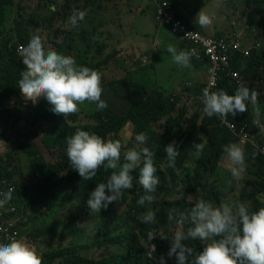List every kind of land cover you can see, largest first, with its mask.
<instances>
[{
	"label": "trees",
	"instance_id": "obj_1",
	"mask_svg": "<svg viewBox=\"0 0 264 264\" xmlns=\"http://www.w3.org/2000/svg\"><path fill=\"white\" fill-rule=\"evenodd\" d=\"M108 1L111 0H35L30 4H23L21 0H0V123H19L17 127H21L20 122H23L28 127V130H13L19 141L12 150L0 157V177L12 180L15 186L11 200L21 215L16 224L21 232L20 239L29 244L28 237L35 241L51 234L60 220L57 217H61L63 211L72 206L75 209L80 208V211L69 212L62 230L64 234L81 231L76 225L78 220L81 216L91 217L92 227L95 233L97 231L96 237H99L91 240L95 242L94 245L97 248L119 249L116 255L106 256V259L101 260L77 254L78 248L59 249L44 254L43 264H56L58 259H61L59 264H159L161 256L165 258L166 264L175 263V257L169 258L167 254L176 224H169L167 216L172 208L184 212L188 209L185 197L170 200L178 192V175L186 174L189 179V192L202 191L206 196L205 200L216 206L225 203L223 200L228 199L229 193H234L235 189L238 195L236 202L247 205L249 211H258L263 206L260 198L264 196V154L261 152L253 157L252 153L257 150L255 146L260 149L264 147V86L253 85L256 88L250 89H255L259 96L256 102H246V112L238 113L234 117L228 116L231 122L237 126L247 125L252 134L256 135L254 142H242L220 125V117H208L203 111V103L196 98L194 108L189 112V104L182 105L177 94L159 88L147 90L131 74L122 79L105 80L103 68L111 62L117 50L114 49L110 54L103 55L102 59L96 60L90 52L95 49L100 55L109 45L103 42L95 47L91 40L95 28L84 29L83 24L90 15L106 7L105 3ZM245 2L248 8L258 9V14L264 16V0ZM43 7L48 8L51 15L48 26L38 32L33 21L36 10ZM7 8H12L14 12L9 30L6 29ZM74 11L86 13L78 26L69 22ZM173 15L187 28H193L187 18L176 12ZM52 26L55 27L50 31L51 35L45 37L44 31L48 32ZM33 35L42 38L46 49L51 48L61 55L74 57L79 66L98 70L102 74L101 99L106 101L108 107L99 110L96 103H92L94 109L89 113L78 112L64 117L55 114L52 105L41 98L35 104L29 100L23 105L24 101H19L13 107L6 108L8 100L22 96L18 81L25 66L18 48L26 46ZM84 35H88L85 41ZM74 37L79 38V43ZM180 43L181 47H185L184 41ZM191 61L196 65L207 64L193 58ZM232 66L245 78L261 76L264 79V53L256 49H251L248 57L240 53L234 54ZM238 87L226 77L219 81L213 91L223 89L232 95ZM194 91L197 95L201 88ZM79 115H84L91 123L78 125ZM41 125L42 128L37 132ZM77 130L97 134L105 140H120L122 162L123 153L130 148L139 150L148 147L152 150L155 153L156 175L160 180L153 194V202H146L143 206L138 204L144 191L141 185L136 184L131 195L128 194V189L124 190L121 199L109 204L106 209L102 208L100 212L93 213L87 204L90 193L96 184L106 182L113 170L106 171L101 167L92 180L81 179L66 155V140ZM141 132L146 135L143 145L135 140V136ZM198 133L206 135L205 147L199 157L195 155L192 147ZM124 137H128L127 142ZM173 141L179 151L174 168L168 166L164 151ZM229 143L238 144L245 152L247 167L239 180L232 177L231 166L227 168L228 172L224 170L226 167L221 168L222 158L227 154L223 147ZM16 157L23 158L24 169L12 162ZM227 162L230 163L229 158ZM189 163H192L190 169L187 166ZM132 174L138 177L139 169ZM164 179L168 184H165ZM211 181L215 183L212 186ZM76 203L81 206H74ZM149 210L156 214V223L150 225L141 222V217ZM41 213L42 217L39 219ZM75 225L76 228L73 229ZM148 231L157 235L153 241L148 240ZM159 236H166L168 239H161ZM142 243L148 245V248ZM184 243L192 248L193 255L197 254L191 239ZM152 244H155V250L152 249Z\"/></svg>",
	"mask_w": 264,
	"mask_h": 264
},
{
	"label": "clouds",
	"instance_id": "obj_2",
	"mask_svg": "<svg viewBox=\"0 0 264 264\" xmlns=\"http://www.w3.org/2000/svg\"><path fill=\"white\" fill-rule=\"evenodd\" d=\"M84 11H74L69 22L78 26L84 20ZM202 28L213 23V18L206 12L199 11L195 18ZM173 62L180 68H190L192 57H197L195 49L178 50L169 44L167 48ZM20 55L25 66L18 81V89L27 99L37 103L44 98L52 105L55 114L69 116L80 111L79 105L96 103L97 109L108 107L102 100L103 86L102 74L87 66L77 65L75 58L46 49L42 38L33 35L26 46H21ZM259 93L244 83L240 84L235 93L230 95L223 89L211 91L203 89V111L208 117L218 116L227 121L229 115L247 111V101L256 102ZM138 144H145L146 135L141 132L135 136ZM66 155L68 160L83 180H92L103 167L106 171L111 169V175L106 182L96 184L87 201L91 211L100 212L109 204L121 199L124 190L133 187V172L139 169L138 181L142 186L144 195L138 199L143 206L146 202L152 203L154 193L160 184L156 175L154 164L155 153L148 147L139 150L130 148L123 153L120 140H105L101 136L84 130H77L66 140ZM195 155L203 152L204 143L193 142ZM253 157L264 152L259 146ZM164 151L167 154L168 166L174 168L176 158L179 156L178 146L173 141ZM230 161V171L234 179L239 180L246 171L244 149L236 143H229L223 147ZM14 189L9 188L6 193H0V208L11 199ZM169 224L175 222L178 226L174 231L168 257H175L176 264H264V207L258 211H249L244 203L230 206L221 203L214 206L212 203L198 199L195 206L188 212L172 208L167 216ZM144 224L156 223L154 211H147L142 217ZM190 224L185 232L183 225ZM157 235L148 231L147 238L153 241ZM168 239L166 236H159ZM199 239L204 243L203 251L193 255L191 247L186 240ZM155 244L152 249L155 250ZM0 264H43L42 256L34 246L22 239L9 238L7 242H0ZM159 264H166L163 256Z\"/></svg>",
	"mask_w": 264,
	"mask_h": 264
},
{
	"label": "rangeland",
	"instance_id": "obj_3",
	"mask_svg": "<svg viewBox=\"0 0 264 264\" xmlns=\"http://www.w3.org/2000/svg\"><path fill=\"white\" fill-rule=\"evenodd\" d=\"M21 1L23 2V4L26 2L30 4L32 1L35 0H21ZM129 1L134 6L137 5L138 2H140V0H129ZM158 1L160 3L163 0H158ZM167 1L170 6V9L167 12L171 14H175V12L179 14L177 12V9H179L180 13L182 14L187 4V0H167ZM189 2H190L189 7L192 10H194L196 14H198L199 11H203L209 14L213 18V23L208 27L204 28V32L207 35L210 36L215 35L212 34V32L211 33L208 32L206 30L207 28L211 29L213 32L220 33L221 35H223V37H232L235 34V32H237L244 36V41L246 43L249 42L250 46L255 42H259L261 40L263 46V48H261V51L264 52V16L258 14L259 13L258 9L248 8L245 0H189ZM124 9L125 8H123L122 6L121 13L119 16L120 22H117L118 19L115 14L113 15L108 14V16L104 14H96L94 16L93 14L90 15V17L86 19L83 24L84 29L91 27L93 29L95 28L91 37L92 44L95 47L103 42L109 45V48L100 55L95 52V49H93L90 52L91 55L94 54L96 60L102 59L103 55L110 54L114 49L117 50V53L116 55L113 56L111 62L106 67L103 68L104 79L107 81H112L115 79H122L123 77L131 74V76L135 78L138 83L142 84L143 87H146L147 90H150L151 88L156 87L159 84H163L165 87H170L171 85H173L174 82L185 83L188 79H190V73L188 72H184V71L178 73L170 72L169 68L171 67V61L168 57V54L170 56L171 54L168 53L167 48L158 46L157 50L155 51H160L161 55L149 56V60L145 56L147 60L143 59L144 56L142 52L139 49L134 48L130 43L136 42L135 41L136 33L142 34L140 37H143V34H146L148 35L149 39H152L153 37L157 38V36H155L154 30L151 29L153 26H146V29H143L142 28L143 24H140L138 22V19L143 20V18H145L147 22H150L151 18L145 15L143 11L141 12L138 11V5L129 11H125ZM138 12H139V17L138 18L134 17L133 14ZM50 15L51 12L48 8L43 7L36 10V15L34 16L35 19L33 21V24L38 32H42L43 29L46 28V26H48ZM13 17H14V12L12 11V8H7L6 9L7 30H9L12 27L9 26V24L11 23ZM111 17L113 20L110 21V23H105V19L109 20ZM155 22L157 25H159L162 28L160 30L161 34L164 33L163 28H165L168 31V27L163 26L161 21H155ZM54 27L55 26L50 27V30L48 32L44 31L43 34L45 35V37H47L48 34L51 35L50 31ZM87 36L88 35L83 36L84 41ZM74 38L75 41L79 43V38L78 37H74ZM182 48L184 49V47ZM18 52L20 53V50H18ZM156 55H158V52L156 53ZM142 62H145L142 66V69H138V66L141 65ZM152 62H154V66L152 65ZM150 63L151 66L149 65ZM146 72L149 73V76L145 75ZM183 92L185 93V91ZM188 93H190V91H188ZM182 98L184 102L185 96L183 95ZM19 101H24L23 105H26V103L29 100H27L22 95L19 99L8 100L5 106L6 108L13 107L14 104ZM191 101L193 100L191 99ZM180 103L182 102L180 101ZM190 103L187 106V108L189 112H192L194 108V104H190ZM79 108H80L79 113L81 114H87L94 109L92 103H88V102L79 105ZM77 120H79L77 122L78 125L91 123L90 119L85 118L84 115H79ZM20 124H22L21 127H17L19 123L18 125H14L10 123L6 125L4 123H0V157H3L10 150H12V148H14L15 146V143L19 141L17 136L13 134L14 129L28 130L26 124H24L23 122H20ZM41 128L42 125L37 129V132L40 131ZM156 128H158V126H156ZM254 137H256V135ZM124 138L126 140L125 142H127L128 137H124ZM195 142L196 143L202 142L205 145L206 135L203 133H198L195 137ZM18 158L17 157L14 158L12 162H16L22 169H24L23 158L21 157ZM227 161H228V155L226 154L222 158V162H221L222 165L221 168L226 167L225 169L223 168L226 172H228L227 168L231 166L230 163H228ZM187 166H189L188 169L192 168V163L187 164ZM164 182L165 184H168L166 179H164ZM136 184L140 186L138 177L135 176L133 180V187L131 189H128L129 195H131V191L134 188H136L137 186ZM213 184H215L214 181H211L210 185L212 186ZM177 186H178L177 187L178 192L170 200H178L185 197L187 200V207H188V209H186V212L190 211V209L195 206L196 200L198 199L205 200L206 198L205 194L200 190H198L195 193L188 191L189 179L186 177V174L178 175ZM237 198H238L237 189H235V192L229 193L228 199L223 201L235 208V206L239 204L236 202ZM260 200L263 203L262 207H264V196H261ZM213 205L216 206V204ZM74 206H81V204L76 203ZM75 210L80 211V208L75 209L72 206H70L66 210H64L61 217H57V220L58 218H60V220H58L51 234L41 239H37L33 242L32 246L36 248L37 252L41 256H43L44 254H47L48 252L51 251L74 247L79 249V252H77V254L95 260L106 259V256L116 255L119 250L118 248L116 247L97 248L94 245L95 242L91 241V240L94 241L95 239H99V237H96L98 236L97 231L95 233L94 232L95 229L92 227L93 218L91 217L81 216V218L78 220V223L76 225L80 228L81 231H77L72 234L70 233L64 234L62 232L64 223L67 221V216H69V212H74ZM42 213L39 219H41ZM76 225L73 226V229L76 228ZM190 226L191 225L187 223L183 225L184 231L186 232L187 228ZM177 227L178 226L176 225L175 230ZM142 244L146 248H148V245H146L145 243ZM192 246L193 248L196 249V253L198 254L199 252L203 251L204 243L199 239H196V240H192ZM60 261L61 259H58L56 261V264H59ZM171 264H176V262Z\"/></svg>",
	"mask_w": 264,
	"mask_h": 264
},
{
	"label": "built area",
	"instance_id": "obj_4",
	"mask_svg": "<svg viewBox=\"0 0 264 264\" xmlns=\"http://www.w3.org/2000/svg\"><path fill=\"white\" fill-rule=\"evenodd\" d=\"M156 12L154 15L155 21H161L163 26L168 27L169 31L174 37L186 43V50L195 49L198 54L197 57H192L198 62H207L211 65V75L208 82L201 88V92L197 94L196 99L202 102L203 89L209 88L213 91L221 79L229 78L236 85L244 83L246 86L256 88L254 86H264V79L261 76L254 78H245L240 72L234 70L232 66V56L236 53L242 54L244 57L250 55L251 49L261 51L262 42H255L250 46L249 42L244 41V36L235 32L232 37H211L193 28H187L186 25L180 20L176 19L173 14L168 13L169 10L167 1H155ZM21 50V47L18 48ZM264 53V52H263ZM191 84H187L190 87ZM220 125L229 130L233 136L238 137L242 142H254L255 137L247 125L237 126L228 118L227 121H222ZM261 149H264L261 148ZM264 154V152H262ZM9 188L14 189V182L8 178L0 177V193H6ZM12 193V194H13ZM2 198V197H0ZM20 214L16 208V204L10 200L4 207L0 208V242H7L9 238L15 237L20 239L19 229L16 224L20 221ZM29 244L32 246L34 240L28 237Z\"/></svg>",
	"mask_w": 264,
	"mask_h": 264
},
{
	"label": "crops",
	"instance_id": "obj_5",
	"mask_svg": "<svg viewBox=\"0 0 264 264\" xmlns=\"http://www.w3.org/2000/svg\"><path fill=\"white\" fill-rule=\"evenodd\" d=\"M145 1V2H144ZM155 1H158V0H143L140 2H138V11H143L145 15L149 16L151 19H150V22H147L145 20V18H143V20H139L138 19V22L140 24H143V29H146V26H153L151 29L154 30L155 32V36L156 37H153L152 39H149L148 35L146 34H143V37H140L142 34H135V38H136V42L134 43H130L134 48H137L139 49L142 54H143V59H146L145 56L148 58L149 60V56H159L161 55L160 51H155L157 50V47L158 46H162L164 48H168L169 44H172L174 45L178 50H186L187 46L185 45L184 49H182V45L180 42V40L176 39L174 37V35L169 31L163 28L164 30V33H160V30L162 29L159 25L156 24L155 22V19L153 18V16L155 15V12H156V3ZM163 1H167V0H163ZM168 2V1H167ZM189 0H187V4H186V7L183 11V13L181 14L179 9H177V12L182 16H187L185 18L188 19L189 23L192 25L193 29L194 30H197L198 32H201L203 34H206L204 32V28H202L198 23H195V18L197 16L196 12L194 10H192L190 7H189ZM106 7L102 8L100 11L96 12L94 14V16L96 14H104L106 16H108V14H115L117 16V22H120L119 21V16H120V13H121V7L123 6V8H125L124 10L125 11H129L131 9H133L135 6L137 5H132L130 3L129 0H124V3H123V0H111V1H108L107 3H105ZM170 8V6H169ZM134 11H137V10H134ZM133 14V13H131ZM105 16V17H106ZM134 17L138 18L139 17V12L138 13H135L133 14ZM112 17L107 20L105 19V23H110V21H112ZM208 32H212V34H215L211 37H219V36H223L221 35L220 33H216V32H213L211 29L207 28L206 29ZM207 35V34H206ZM210 36V35H208ZM151 40V41H150ZM129 43V42H128ZM158 52V55H156V53ZM168 54V53H166ZM168 57L171 61V67L169 68L170 72H188L190 73V79H188L185 83H179V82H174L173 85H171L170 87H165L163 84H159L157 85L156 87H153L151 88L150 90L152 89H165L169 92H171L172 94H177V97L179 98V100L182 102L181 104H194L195 105V98L197 97L196 93L194 90H196V88H202L203 85L206 84V82H208L209 80V77L211 75V65H208V64H198L196 65L193 61H191V67L190 68H180L178 67L172 60V57L168 54ZM147 60V59H146ZM146 62V61H145ZM145 62H142L141 65L138 66V69H142V66ZM151 66V63L149 64ZM148 65V66H149ZM152 65L154 66V62H152ZM146 76H149V73H145ZM187 84H191V87L190 88H187ZM182 88V90H181ZM194 89V90H192ZM185 91V93L183 92ZM188 91H190V93H188ZM192 92V94H191ZM187 93V94H186ZM183 95L185 96V101L183 102ZM193 95V96H191ZM194 95L196 97H194ZM191 99L193 101H191Z\"/></svg>",
	"mask_w": 264,
	"mask_h": 264
}]
</instances>
